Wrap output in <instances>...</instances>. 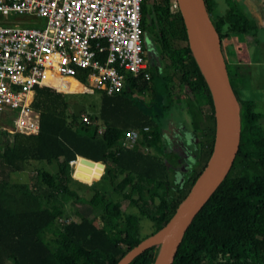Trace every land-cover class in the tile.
<instances>
[{"label": "trees", "instance_id": "trees-1", "mask_svg": "<svg viewBox=\"0 0 264 264\" xmlns=\"http://www.w3.org/2000/svg\"><path fill=\"white\" fill-rule=\"evenodd\" d=\"M170 3L141 2V29L148 25L145 16L149 15L160 54L156 59L144 56L147 80L129 77L119 92H100L97 112L88 115L89 122H76L62 93L36 87L31 104L38 110L37 131L0 130V264H113L140 239L138 217L148 219L154 231L187 191L209 153L214 120L208 88L187 46L179 12L171 10ZM203 3L219 41L228 33H241L248 43H256L255 24L237 7L229 5L215 13L211 0ZM225 69L239 104L237 150L228 171L184 230L170 264H264V130L252 100L235 91L233 73L226 63ZM85 73L78 68L75 76L83 82ZM66 81L69 90L82 87L70 78ZM147 88L144 98L139 93ZM178 92L187 128L198 134V161L173 196H160L159 190L169 186L160 128L162 118L175 105L173 94ZM98 124L102 128L99 134ZM127 128L139 130L129 147L119 143ZM76 155L100 160L98 178L105 174L112 191L126 199L136 213L121 216L118 201H106L93 189L83 201L99 209L96 223L80 213L77 220L67 219L65 202L82 201L68 186L69 180L74 181L69 161ZM105 158L113 168L103 162ZM31 159L53 161L55 170L35 169L37 182L32 185L8 180L9 172L21 171ZM116 174L121 176L115 181ZM113 227L120 233L123 249L107 236ZM157 248L158 244L150 245L127 264H152Z\"/></svg>", "mask_w": 264, "mask_h": 264}, {"label": "built area", "instance_id": "built-area-1", "mask_svg": "<svg viewBox=\"0 0 264 264\" xmlns=\"http://www.w3.org/2000/svg\"><path fill=\"white\" fill-rule=\"evenodd\" d=\"M141 2L0 0V15L6 16L0 17V130L35 133V88L72 92L65 77L81 83L80 90L105 94L119 92L129 77L147 80ZM9 13L22 18L9 19ZM78 68L86 70L83 82L75 76ZM88 115L81 108L75 120L89 122ZM101 129L98 124L96 133ZM138 135L137 128H127L119 143L129 147Z\"/></svg>", "mask_w": 264, "mask_h": 264}, {"label": "water", "instance_id": "water-1", "mask_svg": "<svg viewBox=\"0 0 264 264\" xmlns=\"http://www.w3.org/2000/svg\"><path fill=\"white\" fill-rule=\"evenodd\" d=\"M187 46L208 88L213 115V135L209 153L185 194L169 217L154 231L127 248L113 264H127L152 244H158L152 264H170L181 236L193 215L224 177L231 165L239 140V104L229 84L220 41L204 7L203 0H174ZM82 105L72 102L76 117ZM103 163L77 155L72 175L83 181L97 178ZM89 180V179H88Z\"/></svg>", "mask_w": 264, "mask_h": 264}, {"label": "rangeland", "instance_id": "rangeland-1", "mask_svg": "<svg viewBox=\"0 0 264 264\" xmlns=\"http://www.w3.org/2000/svg\"><path fill=\"white\" fill-rule=\"evenodd\" d=\"M217 2V7L221 8L224 4V0H213ZM172 3V0H171ZM170 3V9L174 10L176 7H172ZM1 18H6L5 15H0ZM9 19H20L22 16L17 14L9 13L7 15ZM145 22L148 24L144 28L143 35L149 42V44L155 48L156 52H159V48L154 41L153 32L155 31V24L151 21V17L149 15L145 16ZM158 49H157V48ZM166 72L169 71V68L165 69ZM174 79H172V83ZM86 86V84H84ZM262 89L253 88L249 84V90L252 94L264 95V81H262ZM148 88L147 90L140 92L139 94L142 95L144 98L148 96ZM181 92V91H180ZM63 97L71 105L72 102H77L82 105L83 111L87 114H95L97 112L98 107V99H99V92L94 90L93 92H88L86 90L81 91H72V92H63ZM180 93L173 94V99L175 105L170 108L168 114L162 119L161 125V143L163 144L162 153L161 155L165 159L167 168H168V176H169V186L166 189L159 190L160 196H173L176 192V189L180 186L181 182L184 181L186 176L189 174L190 170L196 165L198 161V151H197V138L198 134L196 131L189 130L187 128V115L185 111L182 109L180 105ZM68 111V110H67ZM68 112L65 114L68 117ZM175 125V126H174ZM174 126V128H173ZM175 129L179 135L185 130H189V133H185L182 140L180 139V144L183 145L185 142L187 145L185 148L179 146L177 143V150L172 149L171 145L173 144L172 141L176 138L172 135L170 140L169 134ZM180 138V136H179ZM154 152V151H153ZM155 153V152H154ZM185 153V154H184ZM75 160V159H73ZM72 161V160H70ZM106 165H109L113 168V163L109 158H105L103 161ZM72 168V162H69ZM42 168L46 171L52 172L55 170L54 162L46 163L43 160H28L24 164V167L21 171H11L8 173V180L14 182H26L29 185L35 184L37 182V177L35 175V169ZM94 172L93 166L90 168V173L88 174L89 180L86 179L85 181H80L74 179V181L69 180L68 186L73 188L75 192L79 195L80 200L77 201L75 199H68L65 204L64 208L66 213L68 214L67 219H78V213L88 218L90 221L96 223L97 213L99 209L97 207H92L87 204L85 200L88 198L93 189L100 191L104 199L106 201H118L119 206L121 208V216L124 213H136V210L133 206L127 203V200L122 198L118 193L112 191L111 186L106 178L105 174H102L99 178L90 179L91 172ZM115 171V169H114ZM121 176V174H116L115 181ZM76 181V182H75ZM156 203V199H154V204ZM152 229V223L144 218L138 217L137 219V236L139 238L144 237L145 235L149 234ZM108 238L120 248H124V245L120 242L119 237L120 233L118 230L113 227L107 233ZM3 264H9L8 262H4Z\"/></svg>", "mask_w": 264, "mask_h": 264}, {"label": "crops", "instance_id": "crops-1", "mask_svg": "<svg viewBox=\"0 0 264 264\" xmlns=\"http://www.w3.org/2000/svg\"><path fill=\"white\" fill-rule=\"evenodd\" d=\"M211 1L214 3L213 9L215 13H220L229 5H234L255 24L256 43H248L241 33H228L221 37L220 49L225 63L228 64L232 70L235 91L239 97L252 100L254 111L258 112L260 115L258 122L264 130V95L258 94L256 96L250 92V88L248 87L249 84L253 88L262 89L263 87L264 0H224V4L221 8L217 7V2ZM67 78L75 80L73 77H65V79ZM75 81L77 82V80ZM78 84L82 85L81 83ZM185 133H189V130H185L179 135L178 132L173 129L168 137H172L173 135L176 137L175 141L177 140V142H179L180 139L182 140ZM185 142L183 143L186 144Z\"/></svg>", "mask_w": 264, "mask_h": 264}, {"label": "flooded vegetation", "instance_id": "flooded-vegetation-1", "mask_svg": "<svg viewBox=\"0 0 264 264\" xmlns=\"http://www.w3.org/2000/svg\"><path fill=\"white\" fill-rule=\"evenodd\" d=\"M144 34V33H143ZM143 40H144V56H145V58H150V57H152V59H156L160 54H159V52H156V50H155V48L154 47H152L150 44H149V42L147 41V39L145 38V36H143ZM157 48V47H156ZM158 49V48H157ZM157 56V57H156ZM170 138H172V137H170ZM175 139L172 141V149H174V150H177V143H179V146L180 147H182V148H185V146H186V144H184L183 143V145H185V146H183V145H181L180 144V141L179 142H177V140L175 141ZM185 154V153H184Z\"/></svg>", "mask_w": 264, "mask_h": 264}]
</instances>
